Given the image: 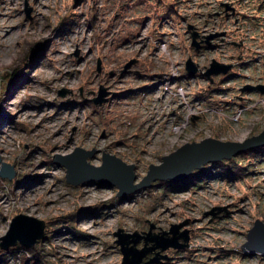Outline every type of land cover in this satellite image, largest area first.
Instances as JSON below:
<instances>
[{
    "label": "rangeland",
    "instance_id": "374dc122",
    "mask_svg": "<svg viewBox=\"0 0 264 264\" xmlns=\"http://www.w3.org/2000/svg\"><path fill=\"white\" fill-rule=\"evenodd\" d=\"M177 1L0 0V18L13 22L0 29V166L16 170L12 180L0 176V237L20 213L47 222L44 241L15 254L0 248V264H122L119 228L142 232L154 223L160 232L194 219L182 229L201 227L203 240L238 245L264 221V160L249 164L257 152L237 156V178L214 181L202 195L158 181L131 201L119 198L117 187L68 183L54 162L77 147L98 149L91 163L115 154L136 165L139 180L186 143L239 141L264 129V92L243 90L264 85V32L245 29L226 38L227 47L196 48L202 17L190 11L189 34H169L162 25ZM189 58L199 69L193 76ZM214 60L234 65L207 77ZM101 87L109 94L95 104ZM220 162L215 169L225 170ZM219 222L229 230L210 228ZM221 256L210 264H260L240 252Z\"/></svg>",
    "mask_w": 264,
    "mask_h": 264
},
{
    "label": "water",
    "instance_id": "95a60500",
    "mask_svg": "<svg viewBox=\"0 0 264 264\" xmlns=\"http://www.w3.org/2000/svg\"><path fill=\"white\" fill-rule=\"evenodd\" d=\"M189 28L191 29L192 26ZM198 36L197 32H193V45L196 48L200 47ZM215 36L217 34L209 36L207 42L209 43L210 39ZM135 61L134 59L129 61L125 65V69L129 68ZM231 68L232 64H223L214 60L204 74L207 77H211L213 74H225ZM186 69L191 76L199 70L192 58L187 60ZM252 89L264 92V85L248 84L243 88V90ZM65 92L62 91V95ZM108 94L109 91L101 87L93 102L102 104L106 101ZM263 147L264 129L258 134L239 141L207 137L198 142L186 143L170 154L163 156L161 163L151 164L147 173L139 180L136 165L115 154L103 152L100 165L91 163L89 158H93L99 152L98 149L87 150L83 147H77L69 154L55 155L54 162L66 169L68 183L75 186L98 184L100 187H117V196L126 200L130 195L151 188L158 181L185 180L207 165L229 160ZM0 176L12 180L16 176L14 165L3 162L0 166ZM210 213L215 214V211ZM188 222L189 219L173 224L170 230L160 232L154 231V223H151L148 231L142 232L130 233L119 228L115 231V243L120 247L123 254L122 264H159L162 260L169 258L168 250L187 248L190 240V229L182 228ZM46 227L47 222L44 219L20 213L12 218L7 233L0 237V248L8 250L18 245L32 248L45 237ZM140 242H143L142 247H138ZM243 250L264 253L263 220L257 219L249 229Z\"/></svg>",
    "mask_w": 264,
    "mask_h": 264
},
{
    "label": "built area",
    "instance_id": "2783aa9c",
    "mask_svg": "<svg viewBox=\"0 0 264 264\" xmlns=\"http://www.w3.org/2000/svg\"><path fill=\"white\" fill-rule=\"evenodd\" d=\"M176 4L177 6L175 7V10L174 8L172 11L170 10V13L172 14L163 19V27L167 29V33L169 34H182L184 33L183 30H185V33L189 34V23L192 22L196 16L193 13L197 14V16L202 17L203 20H205L203 23L196 24V27L199 30L198 40L200 41L201 47L208 46V44L213 48L227 47L230 42H228V39L226 38H229L236 32L244 31L245 29L250 30V32H264V0H178ZM203 7L210 8V11H202L200 8ZM185 9L188 10V13ZM190 11L193 13H190ZM173 12L176 13L174 14ZM168 27H170V29H168ZM215 34H217V36L211 38L210 42L208 43V37ZM161 47L162 49L166 48V43L161 44ZM226 64H232V67L234 65L233 63ZM257 153H259L260 156L257 155L256 157L249 159V164H255L258 166L259 163H262L261 160H264V152L260 150L257 151ZM211 165L212 173L209 169ZM216 167L217 166L213 164L205 166L202 172L196 171L199 173L198 176H196V180L191 179L187 186H182L183 189L172 186V190L183 192L188 189L191 192L193 191L194 193L201 194V190L212 188V182L214 181L217 183L220 181H234V178H232L233 176H229L225 170L215 169ZM202 173L205 174L202 175ZM199 181L201 182L195 187L194 183ZM139 192L128 196V199L124 201H131L132 198L135 197ZM191 220L194 221V219H190V221ZM193 224L194 222H192L191 225ZM215 224H217L216 221ZM218 225V227L213 225L212 227H209L212 229L219 228V230L224 231L229 230L226 222L223 224H220L219 222ZM192 229H194V231L190 233L189 246L185 249L168 250L167 253L169 258L162 260V262L159 264H210L212 263V259L222 257V253L227 254L234 252H240L244 258H250L248 260H257L260 261V264L264 263V253L249 251L248 254H246L244 251H242L243 244L247 240L248 230L242 233L245 241H241V243L238 245H231L229 241H226V239H220V241L212 239L203 240V236H201V227H194ZM219 233L222 232L220 231ZM46 237L47 236L45 235V237L39 240L37 244H40V242L44 241ZM20 249L26 250V247L18 245L11 247L4 252L15 254L19 252ZM202 256H207L208 261H211L208 263L205 262L207 260H201L200 257Z\"/></svg>",
    "mask_w": 264,
    "mask_h": 264
},
{
    "label": "trees",
    "instance_id": "16d2710c",
    "mask_svg": "<svg viewBox=\"0 0 264 264\" xmlns=\"http://www.w3.org/2000/svg\"><path fill=\"white\" fill-rule=\"evenodd\" d=\"M170 10L172 11V8H170ZM262 151V152H264V147L263 148H259V149H256V150H252V151H248L246 154H253V152H257V151ZM236 158H232V159H229V160H223L222 162H220V164L219 165H224L226 168H225V172H227V174L229 175V176H233V177H236L237 175H239L240 174V170H241V168L239 167V171L237 170V169H235V167H233V163H235L234 162V160H235ZM236 165H239V163H235ZM224 168V167H223ZM203 170H201V171H199V172H202ZM198 174L199 173H195L194 174V176L193 177H196V176H198ZM192 177V178H193ZM189 181H190V179H188ZM181 180H178V181H176V182H180ZM184 181H187V180H184ZM168 183H171L172 184V182H170V181H168ZM187 183V182H186ZM28 250H33V249H31V248H28Z\"/></svg>",
    "mask_w": 264,
    "mask_h": 264
},
{
    "label": "bare ground",
    "instance_id": "6f19581e",
    "mask_svg": "<svg viewBox=\"0 0 264 264\" xmlns=\"http://www.w3.org/2000/svg\"><path fill=\"white\" fill-rule=\"evenodd\" d=\"M2 13V12H1ZM0 16H1V14H0ZM8 25H13V22L11 21V20H3V19H1L0 18V29H2V27H5V26H8ZM190 29V28H189ZM0 34H1V32H0ZM165 51H166V48H163ZM174 77H176V75L174 76ZM163 96L164 97H166V94H163ZM240 156V155H239ZM237 157V156H236ZM233 158H235V157H233ZM211 167H212V165L210 166V172L212 173V170H211ZM201 170H203V169H201ZM200 171V170H199ZM137 173V172H136ZM195 173V172H194ZM194 173L189 177V178H187V179H185V180H187V181H184V180H181L180 182H176V181H173L172 182V185L174 186V187H176V188H179V189H183L182 188V186L184 187V186H187L188 184H189V180L188 179H192V177L194 176ZM214 174V173H213ZM137 175H138V173H137ZM187 182V183H186ZM191 183H193V182H191ZM104 187H107V186H104ZM128 199V198H127ZM28 215H31V214H28ZM32 216V215H31ZM192 224V222H188V224L186 225V226H190ZM156 228H158V226H156L155 225V229ZM194 231V229H191L190 230V233H192ZM114 235H115V233H114ZM116 237V236H115ZM21 246V245H20ZM245 253H248L247 251H245ZM205 262H208V260L207 261H205Z\"/></svg>",
    "mask_w": 264,
    "mask_h": 264
}]
</instances>
